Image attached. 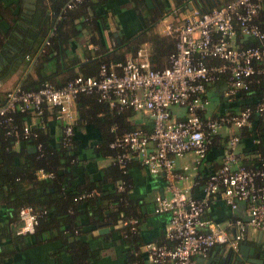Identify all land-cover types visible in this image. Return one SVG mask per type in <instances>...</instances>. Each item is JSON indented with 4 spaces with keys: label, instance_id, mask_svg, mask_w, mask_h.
Returning <instances> with one entry per match:
<instances>
[{
    "label": "built area",
    "instance_id": "1",
    "mask_svg": "<svg viewBox=\"0 0 264 264\" xmlns=\"http://www.w3.org/2000/svg\"><path fill=\"white\" fill-rule=\"evenodd\" d=\"M82 0H65L64 7L71 8ZM264 0H227L206 10L190 8L181 21H173L167 12L157 19L161 34L174 41V51L167 63L154 68L148 58L146 47L139 45L133 54L122 61H102L95 75L75 74L61 85L48 80L37 88H24L14 84L4 91L0 105V122L10 123L13 112H28L39 115L43 108H53L54 118L61 123V143L69 145L73 133L72 104L78 93H96L97 100L105 102L116 112L125 108L141 111L151 118V130L132 128L115 132L108 146L115 149L114 161L120 166L136 159L150 172H161L165 180L163 192L153 195V211L167 212L162 241H147L143 244L145 263L134 264H191L193 257L204 255L214 246L235 248L245 238L246 230L264 234V176L259 168L246 167L240 162L236 150L238 137L228 134L218 166L198 180L197 168L207 155V145L220 128L238 129L250 123V114L264 115V104L258 102L236 111H222L215 115L200 116L208 105L204 94L205 85L226 72L223 94L228 99L237 89L256 81L254 75L264 74V30L259 24ZM237 33L254 40L241 45ZM88 48L94 45L89 43ZM216 58L210 62L208 59ZM183 108L181 117H174L171 107ZM28 120L21 126V136L31 132ZM111 125L110 130H114ZM7 133L16 134L14 127ZM185 152L192 159L175 168V159ZM40 177L51 176L50 171L39 168ZM197 185L200 196L189 189ZM117 191H128L131 182L118 179ZM221 192L223 201L233 210L238 201L244 202V216L232 218L236 227L230 234L220 223L204 217L216 192ZM93 191L83 192L78 197L88 196ZM31 221V229L28 228ZM37 212L29 204L17 208L16 234L34 231ZM123 223L135 230L136 218L119 219L112 226Z\"/></svg>",
    "mask_w": 264,
    "mask_h": 264
},
{
    "label": "trees",
    "instance_id": "2",
    "mask_svg": "<svg viewBox=\"0 0 264 264\" xmlns=\"http://www.w3.org/2000/svg\"><path fill=\"white\" fill-rule=\"evenodd\" d=\"M107 2L108 0H82L71 8H65V0H31L32 7H25L21 0L11 3L0 0V76L7 75L16 66L25 67L24 69L29 67L34 78L27 80L24 77L15 84L24 88H37L42 81L48 80L58 86L78 73L95 75L98 64L102 61L124 60L127 54H133L144 41L149 44L148 58L151 65L154 68L164 66L169 54L174 51V41L157 33L153 27L159 15L167 8L165 0H154L150 7L144 5V0H138L137 13L143 21L141 28L129 35L123 34L119 37V42L109 49L100 32V28L106 26ZM174 3L181 4L177 0ZM259 24L264 30V9L260 11ZM83 27L91 30L89 41L96 48L93 54H86L82 61L74 53L73 47ZM236 40L244 46L254 43V40L239 33ZM208 61L217 60L213 58ZM63 71L67 72L65 79L61 83H55L53 77ZM226 76L227 73L222 72L212 83L225 84ZM253 77L257 80L248 83L245 88L237 89L228 98L236 101L239 107L225 111L233 112L245 106L254 107L258 102L264 104V74ZM3 101L4 92H0V105ZM74 102L76 118L75 124H72L73 133L69 145H62L61 130L57 140L50 137L49 131L43 130V121L47 115H55L53 108L44 107L35 116L37 123L31 125V132H35V135L21 136V126L30 116L28 112H13L10 123L0 122V208L6 216L4 224L0 225V239L7 236L12 241L25 235L16 234L13 227L17 222V208L29 204L37 212V223L34 231L27 234L40 238L58 236L59 250L68 252L69 264H90L98 255L99 248H94L81 234L86 231L79 229L76 216L85 213L87 222L91 224L97 226L104 222L113 225L121 212L123 218H136L135 230H129L128 225L123 223L114 229V238L125 246L126 264L144 263L142 252L136 249L140 244V237L136 234L141 217L138 205L130 199L127 191H117L115 187L118 179L130 181L128 169L136 159L120 167L114 161L116 150L108 146L115 132L138 127L128 120L135 110L125 108L116 112L108 108L105 102L97 100L94 92L78 93ZM205 115L204 111L200 112V116ZM249 119V125L236 129L232 134L237 135L238 142L246 139L249 141L242 152L252 154V157L244 159V154L238 151L240 162L246 167L259 168L264 172V146L260 141L264 135V115L253 112ZM82 121L98 127L101 136L94 150L98 155H106L111 159L96 179L89 177V171L83 162L85 158L80 155L76 144L75 131ZM111 125L116 128L110 130ZM12 127L16 129V134L6 132ZM138 128L151 130V121L147 118ZM220 134L218 132L217 135ZM227 137L228 135H222L220 138L224 139L223 143L216 145L212 144L215 134L212 135L207 153L211 146L223 148ZM39 168L45 172L50 171L51 176H38L36 171ZM205 177L200 176L197 169L195 178L200 181ZM257 179L258 182H264V176ZM192 188L198 189L197 185ZM91 190L93 192L90 195L78 197ZM108 235L112 240L111 231L106 236ZM10 243H0V258L10 253Z\"/></svg>",
    "mask_w": 264,
    "mask_h": 264
},
{
    "label": "crops",
    "instance_id": "3",
    "mask_svg": "<svg viewBox=\"0 0 264 264\" xmlns=\"http://www.w3.org/2000/svg\"><path fill=\"white\" fill-rule=\"evenodd\" d=\"M6 3L17 2V0H2ZM25 7H29L31 0H21ZM137 1V2H136ZM152 5L154 4V0ZM175 0H165L166 9L159 15V17L167 12L170 13V18L173 21H181L183 16L188 12L190 8L208 9L211 6L221 4L227 0H177L181 4L176 5ZM138 0H108L105 5L106 9V21L105 25L100 28L101 36L104 39L108 49L111 45L119 42V37L129 35L136 32L141 28L143 21L138 16ZM150 7V6H147ZM77 21V20H76ZM97 23H99L97 21ZM157 24V23H156ZM154 25L153 29L157 33L161 34ZM100 26V25H99ZM91 30L87 28H81V32L76 38L75 45L73 47L74 53L84 60L86 54H93L96 46L89 41ZM115 33V34H113ZM91 43L93 48H88L87 45ZM140 45L149 49L148 42H142ZM129 54L126 55V57ZM33 62V60H32ZM25 68V67H24ZM21 66H16L7 75L0 76V92H4L7 88L13 84L20 82L24 77L33 79L34 75L31 68L26 69ZM76 68V67H75ZM26 73H28L26 75ZM67 72L63 71L53 77L55 83H61L65 79ZM224 84L207 83L205 86L204 94L209 99L208 105L204 110V114L213 115L225 110L237 109L239 107L236 101L227 99L224 94ZM74 116L72 123L75 124L76 108L75 102L72 104ZM171 112L174 113V117H181L183 115V108L178 106L171 107ZM98 114V113H97ZM96 114V115H97ZM95 115V116H96ZM147 118L151 121L150 116L141 111H134L131 116L128 117L130 123H135L138 127H141ZM28 120L35 124L36 118L32 115ZM43 130L50 132V137L53 140H57L61 123L58 119L54 118L52 114H48L43 121ZM46 124V125H45ZM45 125V126H44ZM236 129L229 127L220 128L215 133V138L212 144L220 145L223 143L221 140L222 135H228L235 132ZM221 133L219 136L217 135ZM100 132L97 126L92 125L90 122L82 121L75 131L76 144L78 145V151L81 156L85 158V168L89 171V177L96 179L101 174V169L110 163L111 159L106 155H98L94 148L98 145L100 140ZM255 140V139H254ZM264 146V135L260 140ZM249 141L246 139L240 140L236 145V150L242 152L244 148H247ZM222 148V147H221ZM211 146L207 155L202 159L198 166V172L200 176H206L211 170H213L219 163L221 157L217 154L219 149ZM243 153V152H242ZM242 153H240L242 155ZM244 154V153H243ZM252 154H244V159H250ZM192 159L191 152H185L183 155L176 157L175 168L190 162ZM134 160V159H133ZM128 176L131 182V187L127 191L131 200L135 201L138 205L137 210L140 211L141 217L138 224L137 235L140 237V244H138L137 250L142 252L141 258L145 263L147 261L146 254L143 250V244L147 241H159L163 240V230L165 222L168 218L167 212H154L153 211V195L156 192H163L165 180L161 172H150L145 166L140 165L134 160L128 169ZM88 178V177H87ZM96 191V190H95ZM190 193L194 196H200L201 192L198 189L190 188ZM204 217H208L211 221L223 224L228 232L232 234L236 227L232 223V218L244 216V202L238 201L237 207L231 209L224 201L221 192H216L208 208L203 212ZM5 213L0 208V225L4 224ZM79 229H85V233H81L94 248H99L98 255L91 260L90 264H126L127 252L124 251L125 246L120 244L119 240L114 238L115 226L108 223L109 230L104 233H98L99 225H94L87 222L86 214L81 213L76 216ZM4 221V222H3ZM104 223V222H103ZM112 229V230H110ZM112 232L113 239L110 240ZM54 234V233H53ZM118 234V233H117ZM261 235L264 238V234L259 231H253L251 229L246 230L245 239L248 242L255 244L258 236ZM10 243V253L0 258V264H69L70 256L68 252L59 250L60 240L58 236L40 238L36 235L25 234L19 239L9 241L8 237L0 239V243ZM221 247H226L220 245ZM193 257V261L195 258ZM192 261V262H193Z\"/></svg>",
    "mask_w": 264,
    "mask_h": 264
},
{
    "label": "water",
    "instance_id": "4",
    "mask_svg": "<svg viewBox=\"0 0 264 264\" xmlns=\"http://www.w3.org/2000/svg\"><path fill=\"white\" fill-rule=\"evenodd\" d=\"M144 5L152 6V1L144 0ZM108 230V223H102L97 231L104 233ZM260 238L261 235L258 236L256 245L250 244L245 238L241 239L235 248L228 247L225 251L220 246L211 247L206 254L197 255L191 264H264V253L259 248Z\"/></svg>",
    "mask_w": 264,
    "mask_h": 264
},
{
    "label": "flooded vegetation",
    "instance_id": "5",
    "mask_svg": "<svg viewBox=\"0 0 264 264\" xmlns=\"http://www.w3.org/2000/svg\"><path fill=\"white\" fill-rule=\"evenodd\" d=\"M140 5L143 6V4H140ZM29 7H32L31 3L29 4ZM260 239L261 240H260V243H259V248L264 253V238L261 237ZM250 244H252V243H250ZM255 245H256V243H255ZM222 248H223L224 251L228 250V247H222ZM255 255H257V253H255Z\"/></svg>",
    "mask_w": 264,
    "mask_h": 264
},
{
    "label": "clouds",
    "instance_id": "6",
    "mask_svg": "<svg viewBox=\"0 0 264 264\" xmlns=\"http://www.w3.org/2000/svg\"><path fill=\"white\" fill-rule=\"evenodd\" d=\"M31 221H29V225H28V228L31 229Z\"/></svg>",
    "mask_w": 264,
    "mask_h": 264
}]
</instances>
